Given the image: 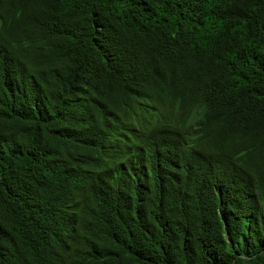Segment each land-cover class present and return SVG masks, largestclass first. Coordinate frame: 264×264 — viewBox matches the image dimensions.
Instances as JSON below:
<instances>
[{
	"label": "trees",
	"instance_id": "1",
	"mask_svg": "<svg viewBox=\"0 0 264 264\" xmlns=\"http://www.w3.org/2000/svg\"><path fill=\"white\" fill-rule=\"evenodd\" d=\"M0 264H264V0H0Z\"/></svg>",
	"mask_w": 264,
	"mask_h": 264
}]
</instances>
